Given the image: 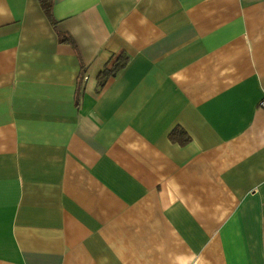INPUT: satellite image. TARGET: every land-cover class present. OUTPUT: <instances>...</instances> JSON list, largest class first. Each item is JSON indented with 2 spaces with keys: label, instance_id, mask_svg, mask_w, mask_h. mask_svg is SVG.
<instances>
[{
  "label": "crops",
  "instance_id": "0c3cea01",
  "mask_svg": "<svg viewBox=\"0 0 264 264\" xmlns=\"http://www.w3.org/2000/svg\"><path fill=\"white\" fill-rule=\"evenodd\" d=\"M263 97L264 0H0V264H264Z\"/></svg>",
  "mask_w": 264,
  "mask_h": 264
},
{
  "label": "trees",
  "instance_id": "16d2710c",
  "mask_svg": "<svg viewBox=\"0 0 264 264\" xmlns=\"http://www.w3.org/2000/svg\"><path fill=\"white\" fill-rule=\"evenodd\" d=\"M42 9L47 13L49 14L50 13V10H51V5H52V0H38ZM124 64V62H119L117 64L114 65V67L111 69V70H108V71H103L102 74L100 75H103V76H106L108 74H111L117 70H119V68Z\"/></svg>",
  "mask_w": 264,
  "mask_h": 264
},
{
  "label": "built area",
  "instance_id": "2783aa9c",
  "mask_svg": "<svg viewBox=\"0 0 264 264\" xmlns=\"http://www.w3.org/2000/svg\"><path fill=\"white\" fill-rule=\"evenodd\" d=\"M259 106L264 108V97L260 100L259 102Z\"/></svg>",
  "mask_w": 264,
  "mask_h": 264
}]
</instances>
